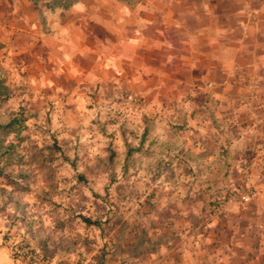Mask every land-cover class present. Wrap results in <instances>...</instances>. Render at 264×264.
I'll return each instance as SVG.
<instances>
[{"label": "crops", "instance_id": "0c3cea01", "mask_svg": "<svg viewBox=\"0 0 264 264\" xmlns=\"http://www.w3.org/2000/svg\"><path fill=\"white\" fill-rule=\"evenodd\" d=\"M138 1L0 0L3 43L160 113L143 141L187 178L156 201L167 253L145 264H264V0Z\"/></svg>", "mask_w": 264, "mask_h": 264}, {"label": "rangeland", "instance_id": "374dc122", "mask_svg": "<svg viewBox=\"0 0 264 264\" xmlns=\"http://www.w3.org/2000/svg\"><path fill=\"white\" fill-rule=\"evenodd\" d=\"M45 1L1 0V8ZM6 34L0 31V126L10 124L0 129V248L18 239L51 264L162 259L167 239L156 232V201L187 175L159 157L157 142L143 141L160 113L147 111L137 94L95 87L87 73L62 85V70L31 55L41 47H6ZM81 217L100 225L87 227Z\"/></svg>", "mask_w": 264, "mask_h": 264}, {"label": "built area", "instance_id": "2783aa9c", "mask_svg": "<svg viewBox=\"0 0 264 264\" xmlns=\"http://www.w3.org/2000/svg\"><path fill=\"white\" fill-rule=\"evenodd\" d=\"M264 157V146L261 148ZM251 194L240 195L239 200L241 202H247ZM224 203L228 202V199H224ZM12 258L19 260L24 264H51L47 258L40 255L38 252L30 250L23 244L15 245V251L12 253Z\"/></svg>", "mask_w": 264, "mask_h": 264}, {"label": "clouds", "instance_id": "9594fccd", "mask_svg": "<svg viewBox=\"0 0 264 264\" xmlns=\"http://www.w3.org/2000/svg\"><path fill=\"white\" fill-rule=\"evenodd\" d=\"M19 243L18 239H13L11 241L5 242L3 247L4 251V259L0 261V264H15L14 260H10L9 258L12 256V253L15 251V245Z\"/></svg>", "mask_w": 264, "mask_h": 264}, {"label": "trees", "instance_id": "16d2710c", "mask_svg": "<svg viewBox=\"0 0 264 264\" xmlns=\"http://www.w3.org/2000/svg\"><path fill=\"white\" fill-rule=\"evenodd\" d=\"M10 127V124L6 125V126H0V129H8ZM78 180L83 181V177L81 174H78L77 176ZM81 222L84 223L87 227H98L100 224L97 221H91L90 219L86 218V217H81Z\"/></svg>", "mask_w": 264, "mask_h": 264}]
</instances>
